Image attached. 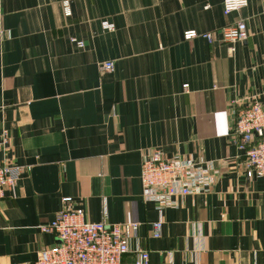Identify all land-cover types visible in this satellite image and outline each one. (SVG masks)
<instances>
[{
  "label": "crops",
  "instance_id": "1",
  "mask_svg": "<svg viewBox=\"0 0 264 264\" xmlns=\"http://www.w3.org/2000/svg\"><path fill=\"white\" fill-rule=\"evenodd\" d=\"M62 1L0 0V160L26 167L0 198V264H32L54 246L38 226L64 206L136 223L148 264H264V178H247L230 142L232 99L256 93L264 111V0L227 15L222 0H67L68 15ZM238 19L247 37L230 44L221 31ZM186 29L214 39H184ZM156 148L218 174L163 209L159 237L139 176ZM129 241L122 262L134 264Z\"/></svg>",
  "mask_w": 264,
  "mask_h": 264
},
{
  "label": "built area",
  "instance_id": "2",
  "mask_svg": "<svg viewBox=\"0 0 264 264\" xmlns=\"http://www.w3.org/2000/svg\"><path fill=\"white\" fill-rule=\"evenodd\" d=\"M64 14H70L69 2L63 0ZM248 0H222V12L230 14L245 7ZM103 30H112L113 24L107 20L101 22ZM222 39L230 44L245 40L247 29L245 22L238 19L233 26L221 31ZM202 37L211 43L212 32L198 33L186 29L184 39ZM71 42L77 47L83 41L73 37ZM104 71L113 70V62L106 60L100 63ZM234 109V121L231 140L238 149L244 152V166L247 178H264V111L260 96L256 93L237 97L230 101ZM9 141L6 129L0 130V149L5 151ZM26 167L18 164H7L0 160V198L5 189H13L17 179L25 172ZM217 171L212 161L187 159L180 154L166 156L159 148L145 152L141 157L140 185L143 200L152 202L158 213V219L152 222V236L159 237L161 231V213L166 207H173L175 197L191 193H206L217 179ZM71 197H62L65 205ZM136 223H110L104 221L89 222L85 211L80 207L64 206L50 222L39 225L41 232H52L56 244L41 249L32 264H125L122 256L130 250V239L137 241L134 250V264H148L149 256L142 249L136 237Z\"/></svg>",
  "mask_w": 264,
  "mask_h": 264
}]
</instances>
